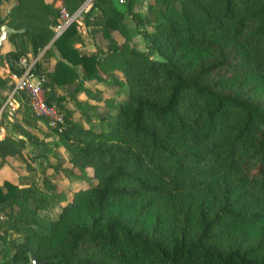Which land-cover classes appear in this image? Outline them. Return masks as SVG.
<instances>
[{
	"label": "trees",
	"instance_id": "trees-1",
	"mask_svg": "<svg viewBox=\"0 0 264 264\" xmlns=\"http://www.w3.org/2000/svg\"><path fill=\"white\" fill-rule=\"evenodd\" d=\"M55 1L15 0L0 29L23 31L7 35L15 49L4 58L20 75V57L32 61L49 43L44 53L59 51L51 71L39 58L32 71L64 116L50 126L55 145L80 177L92 168L95 182L66 202L5 180L0 210L21 240L4 239L12 252L2 264H264V0H153L144 13L134 11L139 0H92L82 24L107 44L90 53L75 47L83 42L77 20L55 38L52 29L61 7L72 15L84 0ZM132 23L151 54L129 46ZM89 80L126 87L104 118L92 120L86 108L96 106L77 99L97 100ZM8 81L0 76V87ZM68 99L87 126L72 118ZM17 147L5 134L0 164ZM17 199L32 205L30 217L14 214ZM55 203H63L56 218L38 214Z\"/></svg>",
	"mask_w": 264,
	"mask_h": 264
},
{
	"label": "rangeland",
	"instance_id": "rangeland-1",
	"mask_svg": "<svg viewBox=\"0 0 264 264\" xmlns=\"http://www.w3.org/2000/svg\"><path fill=\"white\" fill-rule=\"evenodd\" d=\"M152 2L153 0H140L134 11L143 13L147 12L148 5ZM131 26L133 36L129 41V46H133L137 50L151 54L146 46L145 40L140 34L142 27L134 23H132ZM147 30L151 31L152 28L147 26ZM98 35L101 36L100 34ZM116 38L119 42H123V37L119 33ZM109 75H111V73L105 74L104 76L108 77ZM117 75L120 77L118 79L122 80L121 73L117 72ZM91 84L90 86L88 85V88H91L93 94L96 93L95 95L98 96L97 100L88 98L82 92L77 95V98L78 96H81L79 97L81 101H88L89 104L96 106L95 108H86V112L92 116V120L94 118H104L102 111L108 105H116V102L125 96L126 87H119L118 84L116 85L104 81H92ZM103 87L104 89H102ZM5 88L6 93L9 92L12 89L11 83H8ZM65 104L67 108L72 110V118L83 126H87L84 115L81 114L80 109L76 108L74 101L68 99ZM26 106H28L27 113L25 112L24 107H21L12 114L9 113L0 121V126L5 130V133L18 146L16 151L2 161L0 164V170L3 165L8 166L9 168L6 170H8L11 178L14 180L13 184L19 189L35 188L47 193L59 194L62 195V197H65L67 202L71 199L72 194L77 188L85 187L88 184L95 182L93 169L86 168V179L80 177L78 169L74 168L69 162L68 154L65 149L62 146L55 145L58 138L51 132L50 125L49 123L47 124L48 121L46 120L47 122H45L42 118H36L34 120L29 105L27 104ZM3 109L2 104L0 113ZM37 120L42 121L39 127L36 123ZM1 127L0 130H2ZM33 136L39 141L44 142V144L41 146L31 145L30 141H33ZM44 176H46L51 184L54 185L53 188L49 189L44 185L42 181ZM63 203H55L45 209L38 210V214L42 217L56 218ZM31 206L32 205L23 206L21 201L17 199L13 203V212L17 217H30ZM10 224L11 220L9 217L0 210V264H2L6 257L12 252L10 246L6 249H2L1 244L4 242V239L14 241L21 240V235L13 231L10 228ZM6 251L7 253H5Z\"/></svg>",
	"mask_w": 264,
	"mask_h": 264
},
{
	"label": "built area",
	"instance_id": "built-area-1",
	"mask_svg": "<svg viewBox=\"0 0 264 264\" xmlns=\"http://www.w3.org/2000/svg\"><path fill=\"white\" fill-rule=\"evenodd\" d=\"M123 0H120L122 2ZM92 0H84L79 8L72 14H68L65 8L59 11L60 21L53 26L54 38L60 35L65 28L74 20H79L90 8ZM36 60V59H35ZM29 61V57L22 56L16 61L19 67L23 68L22 74L11 73L12 89L6 93L3 101V108L11 113L15 112L19 106L18 97L24 93L32 114L37 118L48 121L51 127L63 125L64 116L55 105L48 104L45 99V92L42 86V79L35 75L32 66L35 62Z\"/></svg>",
	"mask_w": 264,
	"mask_h": 264
},
{
	"label": "crops",
	"instance_id": "crops-1",
	"mask_svg": "<svg viewBox=\"0 0 264 264\" xmlns=\"http://www.w3.org/2000/svg\"><path fill=\"white\" fill-rule=\"evenodd\" d=\"M14 2H15V0H0V19L4 18L6 16V14L8 13L10 7L14 4ZM139 2H140V0H139ZM55 6L61 7L62 6L61 0H56ZM83 19H84V15H82L80 17V19L78 20V22H79L78 30L82 34L83 42L82 43L81 42L76 43L75 47L79 48L82 52H86V53H90L92 51H96L97 48L104 47L106 44V39L102 36L101 32H94L92 35L87 34L86 28L82 24L84 21ZM88 29L90 31V27H88ZM129 29L132 32V26L131 25H129ZM98 34H100L101 36H99ZM111 35L116 38L118 35V31H112ZM6 37L2 40V42L0 44V76L7 77L9 80L8 83H11V85H13L12 80L10 78V75L12 72H10V66H9L8 62L6 61V59L4 58V55L7 51L14 50L15 45L11 41H9ZM49 46H50V43L46 46V48H48ZM45 49H43L41 51V53L39 54V56L37 58H39L40 63L44 68L51 71L54 67V62L56 61V59H60V54H59V51L55 47H51L50 52L47 51L46 53H44ZM28 57H30L29 53H28ZM78 71L80 72V68H78ZM92 81H95V80L85 81L84 82L85 87L88 88V85L90 86ZM7 84H5L4 87H0V94L2 96H6V88L5 87H7ZM89 89L91 90V88H89ZM102 89H104V87ZM79 97H81V96H78L77 99H79ZM41 122L42 121H38V120L36 121L38 127L41 125ZM5 134H6L5 130L2 128V130H0V139H2L5 136ZM8 168H9L8 166L3 165L2 169L0 170V185H2L5 180L14 183V180L11 178L8 170H6Z\"/></svg>",
	"mask_w": 264,
	"mask_h": 264
},
{
	"label": "water",
	"instance_id": "water-1",
	"mask_svg": "<svg viewBox=\"0 0 264 264\" xmlns=\"http://www.w3.org/2000/svg\"><path fill=\"white\" fill-rule=\"evenodd\" d=\"M23 29H13L11 27H9L8 25L4 24L1 26L0 29V44L2 42V40L10 33H15V32H22ZM152 59L157 60V61H164V58L162 56H160V54L158 52H155L152 56ZM31 259L34 263H38V261L35 259V257L32 255Z\"/></svg>",
	"mask_w": 264,
	"mask_h": 264
}]
</instances>
